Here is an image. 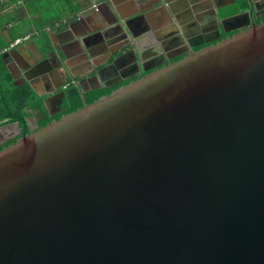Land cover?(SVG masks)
Wrapping results in <instances>:
<instances>
[{"label": "water", "instance_id": "95a60500", "mask_svg": "<svg viewBox=\"0 0 264 264\" xmlns=\"http://www.w3.org/2000/svg\"><path fill=\"white\" fill-rule=\"evenodd\" d=\"M0 264H264V17L0 148Z\"/></svg>", "mask_w": 264, "mask_h": 264}, {"label": "crops", "instance_id": "0c3cea01", "mask_svg": "<svg viewBox=\"0 0 264 264\" xmlns=\"http://www.w3.org/2000/svg\"><path fill=\"white\" fill-rule=\"evenodd\" d=\"M264 0H14L0 3V47L31 35L0 54V80L27 84L51 109L74 77L128 70L133 61L175 51L245 26ZM65 19V22L59 23ZM45 27H48L45 29ZM170 33L165 38L164 33ZM163 36V37H162ZM137 56V57H136ZM156 57V56H155ZM137 68L139 65L136 66ZM0 121V130L17 125Z\"/></svg>", "mask_w": 264, "mask_h": 264}, {"label": "flooded vegetation", "instance_id": "af4514ba", "mask_svg": "<svg viewBox=\"0 0 264 264\" xmlns=\"http://www.w3.org/2000/svg\"><path fill=\"white\" fill-rule=\"evenodd\" d=\"M263 17H264V11L258 13V16L255 17L254 20H251V22H257L258 20L262 19ZM234 30L219 31L216 33V35H214L213 38H209L207 40L206 39L193 40V41H190L188 44H184V42H182L183 40L181 38H176L175 39L176 41L174 44H169V42L168 43H166V42L162 43L163 48H165V47L167 48V45H168V47H169V45H180V46L175 51L166 52V53H163L159 56H157L158 54L156 52L154 55L151 54V58L150 59L148 58V60L145 59L144 65L141 68H140L141 60L139 58L138 59L139 63H137V65H139L138 68L136 67L137 65H135V66H133V68H130L128 70H121V71H119V73H117L115 71L112 73H109L108 72L109 70L106 71V69H105L104 71H99V77H98L99 79H97V80H93V79H90V77H85V76L80 77V78L74 77L69 82V85L67 86V89L65 90L63 98L59 101V103H57L51 109H49L48 107L45 106V104L43 102V98H42V104H43L47 114L51 117V119L49 121H51L53 119H57L61 115L72 111L70 109V104L64 105V101H66V100L70 101V96L72 94H77V96L80 100V104L75 108V109H77L78 107H80L84 104L92 102L93 100H95L99 96L109 93L111 90L117 88L119 85L125 84L130 80H134V79L138 78L139 76L145 74L146 72L152 70L153 68H155L157 66H160L166 62H169L171 60H175V59L179 58L180 56L185 54V51L187 49L195 48L198 45L200 47L209 41H213V40H217L219 38H222L226 34H231L232 32H234ZM91 92L92 93L96 92V94H98V95L96 98H94L90 102H87V95H89V93H91ZM66 110H68V111H66ZM25 111L27 112V114L24 115V123H22L20 121H15V122L19 123V126H20V128H18V132L13 133V134H7V136L5 138L0 136V148L8 145L11 142H13L20 135L26 134V133L33 131V130L39 128L40 126H42L38 122L39 115H36L31 109H26ZM4 123H10V120L7 119L4 121Z\"/></svg>", "mask_w": 264, "mask_h": 264}, {"label": "trees", "instance_id": "16d2710c", "mask_svg": "<svg viewBox=\"0 0 264 264\" xmlns=\"http://www.w3.org/2000/svg\"><path fill=\"white\" fill-rule=\"evenodd\" d=\"M198 47L199 45L195 48ZM97 95L96 92L89 93V95H87V102L96 98ZM65 104H70V109L74 110L80 104L77 94H72L70 96V101H64V105ZM26 109H31L36 115H39L38 122L41 125L47 123L51 119L42 104V98L35 94L27 84L13 85L10 79L6 77L1 79L0 121L4 118H9L8 120L24 123V115L27 114L25 111Z\"/></svg>", "mask_w": 264, "mask_h": 264}, {"label": "built area", "instance_id": "2783aa9c", "mask_svg": "<svg viewBox=\"0 0 264 264\" xmlns=\"http://www.w3.org/2000/svg\"><path fill=\"white\" fill-rule=\"evenodd\" d=\"M11 0H0V3L3 2H9ZM21 0H14L15 3H19ZM65 22V19L61 20L60 22H55L54 24L57 26L59 23H63ZM48 27H45V29H47ZM31 35V33H27L25 35H23V37H19L16 39H13L9 44L0 47V54H4L6 52H8L11 48H13L16 44H18L19 42H21L24 39H27L29 36Z\"/></svg>", "mask_w": 264, "mask_h": 264}]
</instances>
